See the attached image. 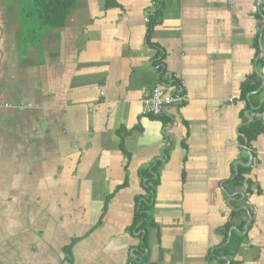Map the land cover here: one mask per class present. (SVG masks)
I'll list each match as a JSON object with an SVG mask.
<instances>
[{
  "label": "crops",
  "instance_id": "1",
  "mask_svg": "<svg viewBox=\"0 0 264 264\" xmlns=\"http://www.w3.org/2000/svg\"><path fill=\"white\" fill-rule=\"evenodd\" d=\"M45 36L1 85L26 124L0 134V182L26 208L0 196V264H264V0H77ZM158 83L188 100L144 115Z\"/></svg>",
  "mask_w": 264,
  "mask_h": 264
},
{
  "label": "rangeland",
  "instance_id": "2",
  "mask_svg": "<svg viewBox=\"0 0 264 264\" xmlns=\"http://www.w3.org/2000/svg\"><path fill=\"white\" fill-rule=\"evenodd\" d=\"M18 2L19 0H0V96L3 95L1 96L2 98L5 97V95L8 92L7 90H2L3 88L1 87V85L9 84V83L7 84V82L4 83L5 70L7 71H11L10 69H12V71L14 70L15 73H18L16 77L17 78L20 77L22 79V82H26L27 81L26 75L28 74L27 71H29L28 63L30 62L32 64L33 45H35L36 42H39L41 38H42V42H44V40L50 39V37L47 38V36H45L44 30H39L38 27L34 26L36 22L33 18L29 19L30 17H21L20 15H18L17 7L20 8L18 6ZM19 4L21 3L19 2ZM8 5L11 7H8ZM70 20H76V18L72 16ZM9 27L13 31L16 30L15 34L12 33V36H13L12 40L14 41L15 46H12L13 45L12 42L9 43L7 34H6V38L3 37L4 32L6 31V28L8 29ZM56 29H59V28H56ZM36 33H37V36H34L36 35ZM3 50H5V53L3 52ZM7 55H9L10 57L11 64L7 58L5 59V56L8 57ZM9 65L11 66L10 69L7 68ZM45 67L46 65L43 66L44 68L43 70H45ZM49 69L51 70V68ZM40 76L41 75L38 72V77ZM17 81H20V80H17ZM13 86H15V84H13ZM4 105L6 106V107L3 106L4 109H9L10 111L13 110L16 112L18 111L25 112V111H28V109H33V106L28 105V104L26 105L25 109H22L21 105L19 104H13L10 102ZM22 121L24 122V120ZM0 124H1L0 134L2 135L1 140L6 138L7 144L16 145L13 134L23 129L26 122L17 124L15 122V119H13V117H10L8 115H3L2 113H0ZM27 133L29 132H25V134H23L24 141L26 139L25 136ZM1 173L2 172L0 171V175ZM13 187L15 188L14 190H13ZM20 191H21V186L16 185V183L9 184L8 181H5V180H2V182H0V196L4 198H8V201L11 200V206L12 205L16 206L18 220L20 219L19 216L21 217L22 215V210H21L22 205H25V208H26V202L20 201L19 199V196L21 194ZM2 217L3 218L0 223V237L1 238L7 236V234H10V231L4 228L5 225H12V220H10L11 218L10 208L7 212V215H2ZM26 221L28 222L29 220L27 219Z\"/></svg>",
  "mask_w": 264,
  "mask_h": 264
},
{
  "label": "trees",
  "instance_id": "3",
  "mask_svg": "<svg viewBox=\"0 0 264 264\" xmlns=\"http://www.w3.org/2000/svg\"><path fill=\"white\" fill-rule=\"evenodd\" d=\"M19 2L21 4H19ZM19 2L18 6L20 8L17 7L18 15L21 17H30L29 19L33 18L36 22V24L34 22V26L38 27L39 30H44V32L56 28H64L67 23L68 16L77 7V0H19ZM34 36H37V33ZM258 85L259 83L251 86L247 85L244 88L243 94L246 95L249 91L256 90ZM145 175L147 181L148 179L150 180L149 183H151V185L148 184V189H146V187L144 188L147 192L151 193L153 185L156 182V178L154 177L156 172L147 171ZM150 203L151 201L148 198L138 202V209L134 214L130 228L132 232L136 231V233H138L143 243L146 242L145 227L151 216ZM71 248L72 245L67 248V251L71 252ZM143 251V249H140L136 253L137 256L145 257L146 255H144Z\"/></svg>",
  "mask_w": 264,
  "mask_h": 264
},
{
  "label": "built area",
  "instance_id": "4",
  "mask_svg": "<svg viewBox=\"0 0 264 264\" xmlns=\"http://www.w3.org/2000/svg\"><path fill=\"white\" fill-rule=\"evenodd\" d=\"M188 100L185 85L179 83L174 90H166L161 83L148 90L143 98L142 112L151 117H161L167 114L170 107L181 105ZM27 104H21L25 109ZM30 105V104H28Z\"/></svg>",
  "mask_w": 264,
  "mask_h": 264
}]
</instances>
